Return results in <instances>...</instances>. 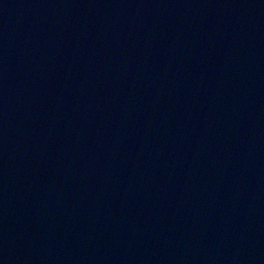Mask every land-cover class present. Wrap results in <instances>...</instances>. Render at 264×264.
<instances>
[{"label":"water","instance_id":"obj_1","mask_svg":"<svg viewBox=\"0 0 264 264\" xmlns=\"http://www.w3.org/2000/svg\"><path fill=\"white\" fill-rule=\"evenodd\" d=\"M0 264H264V0H0Z\"/></svg>","mask_w":264,"mask_h":264}]
</instances>
